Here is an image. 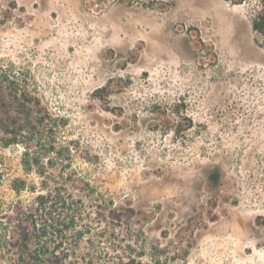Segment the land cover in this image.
<instances>
[{"label":"rangeland","instance_id":"obj_1","mask_svg":"<svg viewBox=\"0 0 264 264\" xmlns=\"http://www.w3.org/2000/svg\"><path fill=\"white\" fill-rule=\"evenodd\" d=\"M261 1L0 0V82L41 101L32 152L127 208L161 261L264 264ZM24 151L0 146L5 207L41 190Z\"/></svg>","mask_w":264,"mask_h":264},{"label":"trees","instance_id":"obj_2","mask_svg":"<svg viewBox=\"0 0 264 264\" xmlns=\"http://www.w3.org/2000/svg\"><path fill=\"white\" fill-rule=\"evenodd\" d=\"M251 23L264 38V0ZM13 84L0 82V146L25 145L24 170L35 171L42 180L41 190L31 188L37 195L29 203L19 200L5 207L0 154V264H177L149 253L143 230L130 226L127 208L118 206L84 175L71 166L69 173L48 171L53 162L43 163L28 145L34 138L27 127L35 120L33 105L41 101ZM26 185L17 179L13 188L21 194Z\"/></svg>","mask_w":264,"mask_h":264}]
</instances>
